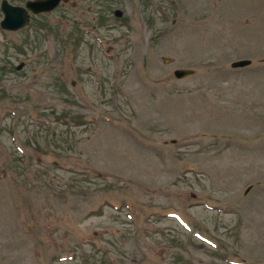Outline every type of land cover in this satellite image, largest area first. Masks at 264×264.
Listing matches in <instances>:
<instances>
[{
	"label": "rangeland",
	"instance_id": "374dc122",
	"mask_svg": "<svg viewBox=\"0 0 264 264\" xmlns=\"http://www.w3.org/2000/svg\"><path fill=\"white\" fill-rule=\"evenodd\" d=\"M71 1L0 28V264H264V0Z\"/></svg>",
	"mask_w": 264,
	"mask_h": 264
},
{
	"label": "water",
	"instance_id": "95a60500",
	"mask_svg": "<svg viewBox=\"0 0 264 264\" xmlns=\"http://www.w3.org/2000/svg\"><path fill=\"white\" fill-rule=\"evenodd\" d=\"M68 0H26L23 6L9 4L6 0L2 1L1 9L3 18L0 22L2 28L17 30L29 24V13L39 14L54 10L61 2ZM75 2L72 1V5ZM251 63L250 59H239L231 62V67H243ZM194 72L191 68H178L174 70L177 78L191 75ZM249 187L246 189V191Z\"/></svg>",
	"mask_w": 264,
	"mask_h": 264
},
{
	"label": "flooded vegetation",
	"instance_id": "af4514ba",
	"mask_svg": "<svg viewBox=\"0 0 264 264\" xmlns=\"http://www.w3.org/2000/svg\"><path fill=\"white\" fill-rule=\"evenodd\" d=\"M2 1H3V0H0V13H1V15H2V16H1V19H0V22H1L2 18H3V12H2V9H1ZM6 1H7L9 4H12V5H20V6H23L26 0H24L22 4L12 3L10 0H6ZM67 2H70V3L72 4V1H71V0H68ZM40 14H44V13H39V14L29 13V24L31 23L32 16H37V15H40ZM29 24H28V25H29ZM28 25H26V26H24V27H27ZM24 27H22V28H20V29H23ZM0 28H2V27L0 26ZM2 29L7 30V31H17V30H20V29H17V30H8V29H5V28H2Z\"/></svg>",
	"mask_w": 264,
	"mask_h": 264
}]
</instances>
